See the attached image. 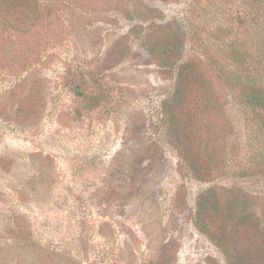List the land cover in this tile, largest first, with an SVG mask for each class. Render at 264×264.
<instances>
[{"label": "rangeland", "instance_id": "rangeland-1", "mask_svg": "<svg viewBox=\"0 0 264 264\" xmlns=\"http://www.w3.org/2000/svg\"><path fill=\"white\" fill-rule=\"evenodd\" d=\"M40 1H0V264H264V0Z\"/></svg>", "mask_w": 264, "mask_h": 264}, {"label": "trees", "instance_id": "trees-1", "mask_svg": "<svg viewBox=\"0 0 264 264\" xmlns=\"http://www.w3.org/2000/svg\"><path fill=\"white\" fill-rule=\"evenodd\" d=\"M4 1L3 5V23L7 27H14L15 24L12 23L11 17L18 19V14L24 18L25 22L24 24H27L28 26H33L35 21L32 19H37L39 17V11L43 8L48 11L49 4L44 5L41 3L40 0H0ZM50 3V1H49ZM42 8L40 9V7ZM52 6V5H51ZM49 7V8H48ZM40 9V10H39ZM39 10V11H38ZM50 11V9H49ZM29 20V21H28ZM187 69L186 66L180 68V70L185 71ZM187 82V75L183 77L181 75L179 79L176 82V95H179V91L183 88V85ZM256 85V84H255ZM257 86V85H256ZM259 87L250 86L248 87L250 91V96L247 99V101H250L249 103L253 104H260L262 105L264 103V96L261 95ZM253 93V94H252ZM253 97V98H251ZM172 126H175L174 124H171ZM210 191V190H208ZM227 203L225 198L216 197L213 199L209 198V192H203L198 195V198L196 200V207H195V213H196V225L200 231L206 233L212 240H215L216 238L214 235L208 230L204 225L200 223V221L208 216V214L216 213L222 206H225ZM229 206V204H228ZM222 209V208H221ZM213 235V236H212ZM263 259H261L262 261ZM244 264H251V263H244ZM255 264V263H254Z\"/></svg>", "mask_w": 264, "mask_h": 264}]
</instances>
